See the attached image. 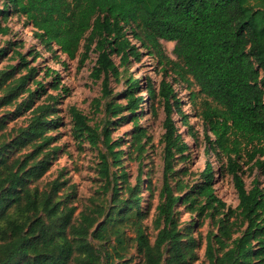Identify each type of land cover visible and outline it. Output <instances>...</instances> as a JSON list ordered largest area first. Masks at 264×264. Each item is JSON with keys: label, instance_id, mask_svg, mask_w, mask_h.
I'll use <instances>...</instances> for the list:
<instances>
[{"label": "trees", "instance_id": "trees-1", "mask_svg": "<svg viewBox=\"0 0 264 264\" xmlns=\"http://www.w3.org/2000/svg\"><path fill=\"white\" fill-rule=\"evenodd\" d=\"M0 21L8 14L22 17L30 24L40 42L55 45L68 58L79 53L78 65L95 52L90 77L101 78V97L92 99L98 109L101 98L111 94L108 75L118 76L130 57L140 52L132 39L141 46L158 50L159 39L174 41L173 53L181 61L180 77L190 75L200 92L210 98L201 112L208 143L207 151L217 149L226 156V170L231 174L237 191L235 207L227 206L213 193V168L209 159L203 168V182L195 194L203 196L208 213H222L216 218L217 230L206 234L205 257L209 264H264V186L254 178L250 188L244 186L240 162L253 161L264 175V0H0ZM9 30L1 25L0 33ZM0 48V53H4ZM19 61L9 69H0L1 104H10L32 79L36 67L29 65L26 54L15 50ZM118 58V63L114 57ZM25 67V72L14 73ZM140 79H130L121 94L125 102L111 97L105 103L109 118L127 116L133 123L132 144L143 146L144 128L138 124L137 105L140 97L133 88ZM44 89L41 82L37 81ZM25 106L33 103L35 94L28 86ZM150 94L153 89L148 88ZM37 94V92H36ZM158 94L163 99V183L156 206L158 227L153 242L143 233L140 224L141 177L133 186H119L125 174L110 170L120 158L115 150L108 123L91 125L87 116L74 105L68 107L73 137L87 140L96 146L102 135L105 151H99V174L107 181L113 179L111 205L105 209L90 208L74 215L75 206L55 195L60 183L51 181V189L30 187L28 182L41 174L44 166L37 160L39 148L50 136L45 131L54 121L50 116L56 109V97L38 102L32 109L29 122L18 127L10 144L0 145V264H97L98 249L91 237L104 239L107 225L118 224L127 217L132 225L136 250L142 259L134 264H189L194 250L193 236L182 233L174 219L177 202L195 201L191 191L175 193L169 173L175 154L183 155L189 146L172 116L181 111L180 101L169 83L161 81ZM185 117V114H182ZM111 121V120H110ZM4 118L0 119V129ZM100 129V130H99ZM211 136H210V135ZM35 146L22 160L10 162L3 152L10 145ZM111 156V161H109ZM179 187H176V191ZM128 191L123 197L121 191ZM105 218L93 230L97 217ZM112 233L111 250L119 254L124 228L117 225ZM110 242V235L107 237ZM164 252L166 257L164 258ZM109 260V253H106Z\"/></svg>", "mask_w": 264, "mask_h": 264}, {"label": "rangeland", "instance_id": "rangeland-1", "mask_svg": "<svg viewBox=\"0 0 264 264\" xmlns=\"http://www.w3.org/2000/svg\"><path fill=\"white\" fill-rule=\"evenodd\" d=\"M23 20L22 17L8 14L7 18L0 21L2 26L5 24L9 26L6 33H0V48L5 50L3 54L0 53V69L8 70L9 66L18 64L19 58L15 50L26 54L29 65L36 67L32 79L24 85L20 94L10 104H1L0 100V119L4 118V125L0 129V145L10 144L18 133V127L28 124L31 109L38 102L51 100L46 97L47 94H54L56 97V109L50 116L54 121L45 131L50 138L39 148L40 152L37 156V160L44 168L40 175L28 182V185L50 190L51 181L57 179L60 186L55 195L58 199L67 200L69 205L75 206V216L81 210L89 212L90 208L101 207L107 211L110 207L113 179L107 181L99 174V151L106 150L102 135L96 146H92L87 140L78 142L73 137L68 107L74 105L87 116L91 125L99 124L101 127L104 123H108L111 139L117 140L115 150L120 151L119 161L115 166L111 165L110 170L115 171L117 175L125 174L126 179V181L119 179L117 184L122 186L127 183L133 186L138 174L141 177L140 224L143 233L150 242H153L158 230L155 223L156 206L163 183L164 107L158 91L161 81H165L171 85L173 93L180 101L182 113L173 111L172 116L181 139L189 146L183 155L175 154L169 182L175 193L182 195L191 191L193 193L191 198L195 197V201L191 203L186 201L175 204L174 219L182 233L195 239L196 245L188 257L189 264H209L205 257L206 234L217 230L216 218L222 213L212 218L208 208L202 209L205 204L204 197L195 194V190L203 182L202 171L207 159L213 168V193L231 207L236 206L238 197L232 176L226 170V156L218 153L217 149L207 151L206 128L201 112L207 103L211 105L214 103L200 92L199 86L190 75L180 77L182 63L173 53L174 41L160 38L159 48L155 50L141 46L138 40L132 39V42L138 46L139 57H130L128 64L120 67L118 76L108 75L111 94L101 98L99 108L95 109L92 106V99L101 97L102 78L95 80L90 77L96 53L90 51L84 63L78 65L79 53L83 50V40L77 56L68 58L55 45L47 46L40 42L32 26L24 25ZM114 59L118 63V58L114 57ZM25 70V67L19 68L14 75L18 76ZM130 79H140L133 91L134 96L140 97L137 105V120L144 128L142 147L132 144L133 123L128 112L125 118L116 119L107 117L104 111L105 103L111 97L114 101L125 102L120 96ZM37 81L41 82L44 89L36 83ZM27 86L35 93L30 106L22 103L23 100L28 99ZM149 86L153 89L150 94L147 91ZM4 94L0 89V96ZM182 114H185V117H182ZM34 148L35 146L30 144L22 147L10 145L3 154L8 156L9 162L14 158L22 160L26 153ZM108 158L111 161V156ZM239 162V172L247 189L251 187L254 178L264 186V175L260 168L252 164L253 161L244 163L243 160H239ZM176 187H179L177 191ZM121 195L128 196V191H121ZM105 214L106 212L97 217L91 230L104 220ZM129 221L125 217L118 223L125 232L119 245V254L111 250L115 237L112 231L118 227V224L107 225L104 235L106 237L110 235V242H107L106 237L104 239L91 237V242L100 253L97 264H134L142 259V255L136 250L133 239L135 230L132 232L133 227ZM107 252L110 255L109 260H107Z\"/></svg>", "mask_w": 264, "mask_h": 264}]
</instances>
